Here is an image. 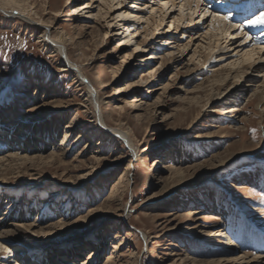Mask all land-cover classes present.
Returning a JSON list of instances; mask_svg holds the SVG:
<instances>
[{
    "label": "rangeland",
    "instance_id": "obj_1",
    "mask_svg": "<svg viewBox=\"0 0 264 264\" xmlns=\"http://www.w3.org/2000/svg\"><path fill=\"white\" fill-rule=\"evenodd\" d=\"M155 3L125 1L143 18L121 23L102 0H29L26 12L11 2L14 18L0 9V153L35 158L0 178V264H264V114L253 98L264 58L240 80L212 82L241 58L226 59L230 45L260 48L264 25H249L260 12L240 10L252 0H201L195 15L179 5L146 32V18L159 21ZM217 21L236 38L206 37ZM45 27L74 38L69 55L108 127L85 82L63 71L64 55L41 43ZM236 82L246 92L219 105ZM120 127L138 156L112 135ZM18 225L24 232L9 234ZM16 247L23 254L10 259Z\"/></svg>",
    "mask_w": 264,
    "mask_h": 264
},
{
    "label": "bare ground",
    "instance_id": "obj_2",
    "mask_svg": "<svg viewBox=\"0 0 264 264\" xmlns=\"http://www.w3.org/2000/svg\"><path fill=\"white\" fill-rule=\"evenodd\" d=\"M102 1L106 5H108V7H109L110 10L113 8V6H116V8H115L116 10L115 11H121L122 14L127 11L130 16L137 17V15H135L136 13H134V12H132V11L129 10V9H133V7L126 8L127 6H124L123 5V3L125 1H127V0H102ZM246 1H249V0H246ZM11 2L13 4H15V6L21 7L24 12H26L27 11V8L30 7L29 6V0H21V1L20 0H4L3 3L0 4V9L2 8V10L5 13V16L7 18H14V16H13L14 13H11L9 11V8H10V5L9 4ZM155 2H156L155 4L161 5V6L158 7L157 12H156V14H158V13L160 14L159 21H157L155 17L146 18V23L148 24V27L147 28H150V29H146V32H149L151 30V27L152 26H156L155 27V31L156 30H159V27H161V25L164 23V19H165V15L164 14L166 12H168V11L170 13H172V10H175L177 8V6H179V5H181L180 6V9L181 8L184 9L183 12L189 10L191 12V15H193V14L195 15V13L199 10V8H201V6H200L201 0H199L198 3H197V0H155ZM164 3H168L169 4L168 9H165L164 8V6H163ZM263 3H264V0H252L251 5H249V6L248 5H242L240 7V10H244L245 11L244 14L245 13H250L251 15H253L256 12L257 13H259V12L261 13L262 10L264 9V4ZM30 5L33 6L34 4L31 3ZM89 6L90 5L86 3V4L82 5V8L81 9H87ZM153 8H157V7L154 5ZM222 8H224V7H222ZM170 9H172V10L170 11ZM205 10H207V13H208L209 7L206 6L205 7ZM205 10L201 11V13H200V15L201 14L204 15V19H203L204 20V23L202 25H205L207 23V21H205V17H206ZM253 11H255V12H253ZM140 13H143V12L140 11ZM122 16H121V20H119L120 23L121 22H125V21H129V19L128 20L123 19ZM22 18L25 21L30 20V18H25L23 16H22ZM174 19H176V18H174ZM217 20H218V18H217ZM30 22H31V20H30ZM177 22H178V24H180V22H182L181 18L177 19ZM190 22H193V20L191 19ZM215 24H214V27H213V31H211V32L207 31V33L205 35L206 37H208L211 40L212 39H215V38H218L217 39L218 43L220 41V39H219L220 36H222V39H225V41L227 43H229L230 40L236 38V37L233 38V34L230 33V31L234 27L226 26L221 21H217V23H215ZM252 27H254L255 30L257 28L255 25H253ZM131 28H133V25L132 26L131 25H128L127 30H131ZM176 28H178V26ZM176 28H174V30H176ZM151 33H152V31H151ZM132 35H133V32H132V34H130V36H132ZM153 35H154V33H153ZM223 36H224V38H223ZM227 36L229 38L231 37V39L229 41L227 39L228 38ZM41 39H42L41 43L43 45H45L46 47H49L48 46V43H49V44H51L53 46L54 49H56L54 51V53L57 52V51H60L64 55V57H65V63H66L67 66H64V70L63 71L70 72L71 70H73L74 72H76L78 74V76L81 78V80L83 82H85V84L88 86L90 97L95 102L96 106L98 107V115L100 117V122L103 123L105 126H107V123H106V120H105V115H104V113H103V111L101 109V105L103 104V101L101 100V98L99 96V93H98V91H97L94 83L83 73L82 67L80 65H78V63H76L74 60H72L71 57H70V55H69V50H70L69 48L71 46H76L77 45L76 42H75V40H74V38L71 35H69V33H67V32L59 31V30H56V31L52 32L48 27H45L44 28V31L42 32ZM260 44L261 45H260V48L259 49L258 48L257 49H255V48H250L249 49V47L248 48L243 47V49H241L240 47H242V46H238V47H236V48L233 49L231 47V45H230V47H228V48L230 50V53H232V54L234 53V55L231 54L230 58L228 57L226 59H234L239 54H241V58L238 59V60H236V61H234V62H232V63H230L228 65V66H230V69H227V66H226V67H222L221 69L216 70L215 73L216 72L217 73L213 76L214 77V80L212 81V82H214L213 85H216V84H220L222 82H225L227 78H229V77H231L233 75H235V78H237L238 80H240L242 78V76L247 75V73L249 72V70H252L253 68H255L256 70L257 69H262V67H255V66H253V64L251 62V61H253V59L255 60V57H257L258 59L264 58V50L262 51V48L264 49V42H260ZM136 46L137 47H140V46H142V43H139L138 42V43H136ZM188 46H189V44L187 46H184L183 47V50L185 51L186 48H188ZM211 48H212V46H210L209 49H211ZM236 49L238 50V53L236 52ZM226 53L227 54H230L228 51ZM83 57H85V53L81 52V55L79 56V60L83 59ZM222 59H224V57ZM205 62L206 61H204V64H205ZM235 67H238V69L236 71H232V69L235 68ZM260 77H263L264 78V74L262 73V75H260ZM96 82H97L96 84L100 85V87L102 89H105V87H107V84L105 82H103L102 79H100V78H98V81H96ZM239 82L234 83L235 89L233 91H231L229 94H225L223 96L221 94V96L223 97L222 98L223 100L221 99V101L219 102V105H221V102L223 103V102H227L228 100H230V98H229L230 96H234V95L236 96L237 93L244 94L246 92V89H247L246 86L245 85H240ZM215 89H216V91H219L220 90V86H216ZM253 98H256L258 100L257 109H260V112L263 115L264 114V83L261 84L258 87L256 86V89H255L254 94H253ZM234 111L235 110H229V112H227V113H232V112L234 113ZM110 131H111L112 135H114L116 137H119L125 144L128 145L129 149L132 152H135L134 154L136 156H138L137 149H136V145L134 144V142L132 140L133 139L132 138V134H131L132 132L127 131L123 127H120L118 129H112ZM20 143H21V141L19 142V144ZM8 154H10V155L8 157H6L7 159L5 160L4 159L5 156H3V153L2 154L0 153V178H2V181L4 183H7L9 181V176H11V174L15 170L14 168L17 166L15 164L16 161H19L20 162L19 165H21L22 167L25 166L26 164H28L29 162L35 161V158L34 157H28L27 154H26L25 157L19 158V156H16L18 154V151H17V153L12 152V153H8ZM14 155L16 157H13ZM24 155H25V153H24ZM62 157L59 154L58 155H51L48 158V160H51V161L59 160V162H60ZM237 157H238V155H236V154H233V155L229 156V158H227L226 161H221V165H219L218 168H221L222 166L226 165L228 162H231L232 160H234ZM42 160L43 159L41 158V161ZM129 167H132V165H130ZM17 169H19V168H17ZM262 212H264V211H262ZM261 214H263V213H261ZM126 217H128V214H126ZM212 219H214V218H212ZM12 228H13L12 231L9 232V234L11 233V235H13L15 233H19V232H24V228L25 227H21V225H18V226L12 227ZM27 229L29 231H31L32 233H35L33 231V229L31 228V226L27 227ZM41 232H43V231H41ZM36 233H39V232H36ZM215 235H216V233H215ZM224 235L223 234H220L217 237H219L220 239L221 238L222 239H225ZM8 250H9V253H10V255H9V258L10 259H16L18 256H20V255L23 254L22 253L23 250L20 247L10 248ZM16 263L14 262V264H16ZM46 264H49V262L46 261Z\"/></svg>",
    "mask_w": 264,
    "mask_h": 264
},
{
    "label": "snow or ice",
    "instance_id": "obj_3",
    "mask_svg": "<svg viewBox=\"0 0 264 264\" xmlns=\"http://www.w3.org/2000/svg\"><path fill=\"white\" fill-rule=\"evenodd\" d=\"M199 2V0H197V3ZM133 7H135V4L133 3L132 5ZM164 8L165 9H168L169 7V4L168 3H164ZM181 12L184 11L183 8L180 9ZM205 14L207 15V10H205ZM15 15H19L18 13H16ZM123 19H142V17H134V16H130L129 13L126 11L123 13V16H122ZM222 19L224 20H230L231 17H223ZM249 25H264V12L260 13L259 16H257L255 19H252L249 21ZM140 49L138 48L137 51H139ZM255 136V133L253 134ZM23 227V226H21ZM0 249H3L5 251H7V249L4 248V245L3 244H0Z\"/></svg>",
    "mask_w": 264,
    "mask_h": 264
}]
</instances>
